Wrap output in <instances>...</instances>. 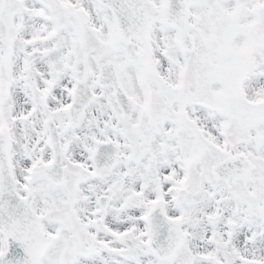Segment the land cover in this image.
<instances>
[{
    "label": "snow or ice",
    "instance_id": "obj_1",
    "mask_svg": "<svg viewBox=\"0 0 264 264\" xmlns=\"http://www.w3.org/2000/svg\"><path fill=\"white\" fill-rule=\"evenodd\" d=\"M0 264H264V0H0Z\"/></svg>",
    "mask_w": 264,
    "mask_h": 264
}]
</instances>
